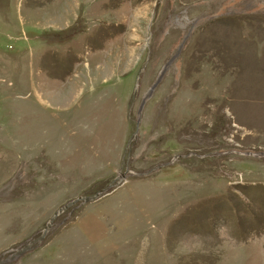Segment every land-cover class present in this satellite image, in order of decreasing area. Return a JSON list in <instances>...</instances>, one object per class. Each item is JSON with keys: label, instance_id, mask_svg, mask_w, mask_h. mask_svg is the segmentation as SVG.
Instances as JSON below:
<instances>
[{"label": "rangeland", "instance_id": "obj_1", "mask_svg": "<svg viewBox=\"0 0 264 264\" xmlns=\"http://www.w3.org/2000/svg\"><path fill=\"white\" fill-rule=\"evenodd\" d=\"M2 260L264 264V0H0Z\"/></svg>", "mask_w": 264, "mask_h": 264}, {"label": "water", "instance_id": "obj_2", "mask_svg": "<svg viewBox=\"0 0 264 264\" xmlns=\"http://www.w3.org/2000/svg\"><path fill=\"white\" fill-rule=\"evenodd\" d=\"M100 194H101V191H99L98 193H96L95 195L93 196H83V197H80V199H83L84 201H91V200H95L97 198L100 197ZM77 200V199H76ZM76 200H72L70 202H68L66 205H64L60 211H63L66 207H69V205L73 204ZM59 211V212H60ZM59 212L56 213V215L50 219L49 223L46 225L43 233L36 239L32 240L30 243L24 245V247H21V248H18L16 250V252L12 255L13 257H17V256H20L22 255L24 252L28 251L29 249L33 248L34 246H32L35 242H40L43 240V238L45 237L46 233L48 232V229L50 227V224L51 222L53 221V219H55V217L59 214ZM7 260V259H6ZM4 260L0 261V262H3Z\"/></svg>", "mask_w": 264, "mask_h": 264}]
</instances>
